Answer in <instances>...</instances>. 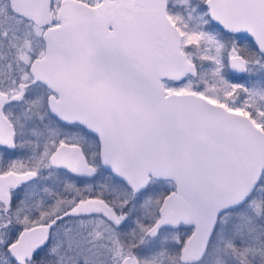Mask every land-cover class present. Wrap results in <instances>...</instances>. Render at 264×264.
<instances>
[{"label": "snow or ice", "instance_id": "1", "mask_svg": "<svg viewBox=\"0 0 264 264\" xmlns=\"http://www.w3.org/2000/svg\"><path fill=\"white\" fill-rule=\"evenodd\" d=\"M0 264H264V0H0Z\"/></svg>", "mask_w": 264, "mask_h": 264}]
</instances>
